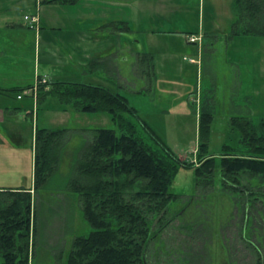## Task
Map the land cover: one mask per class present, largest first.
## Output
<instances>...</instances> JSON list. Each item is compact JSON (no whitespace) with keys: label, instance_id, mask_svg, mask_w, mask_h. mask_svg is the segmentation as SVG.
Wrapping results in <instances>:
<instances>
[{"label":"rangeland","instance_id":"rangeland-1","mask_svg":"<svg viewBox=\"0 0 264 264\" xmlns=\"http://www.w3.org/2000/svg\"><path fill=\"white\" fill-rule=\"evenodd\" d=\"M108 1L103 10L111 8L106 15L116 20L112 23L118 27L116 31L130 24L136 49L155 56L151 87L149 78L143 74L145 68L138 64L137 58L134 64L130 60L133 50L119 52V62H114L120 70L117 67L113 77L121 84L114 82L111 88L129 99L130 105L138 109L142 119L181 160L195 161L200 148L202 99L214 104L209 153H219L233 117H249L255 123L264 118V37H231L236 18L234 0ZM35 11L20 2L13 8L14 19L27 23L24 15ZM101 13L102 19L107 18ZM112 62L113 57L109 56L108 65ZM38 73L43 74L42 65ZM128 79L129 84L125 81ZM40 84L38 93L46 89L45 84ZM9 95L13 97V93ZM15 103H27L34 109L33 98L24 95ZM62 107L57 98L49 97L36 106L35 117L27 115L26 106L19 112L15 121L16 139H8L12 145L7 144L16 146L19 152L15 159L9 157L7 167L10 171L14 166L22 173L19 172L18 178L2 181L1 185L8 188L31 185L38 129H70L74 137L77 135L62 162L65 177L58 174L57 181H65L72 172L70 156L76 155L82 129L118 130L107 113H83L70 106ZM217 185L203 194L204 190L196 189L193 169L178 171L171 188L178 199L170 204L163 223L154 225L158 231L147 253L148 264H256L255 247L261 248L264 258V208L258 204L248 208L252 218L243 234L240 226L244 208L237 193ZM59 187L63 190L53 182L48 190L35 194L36 237L30 264H67L74 239L88 236L92 230L71 193L64 191L65 184Z\"/></svg>","mask_w":264,"mask_h":264},{"label":"trees","instance_id":"trees-1","mask_svg":"<svg viewBox=\"0 0 264 264\" xmlns=\"http://www.w3.org/2000/svg\"><path fill=\"white\" fill-rule=\"evenodd\" d=\"M233 13L232 38L264 37V0H234ZM137 59L152 86L154 54L139 53ZM107 64L102 60L98 65ZM47 97L78 112L107 113L118 128L82 129L65 181L55 177H65L62 162L77 135L70 129L36 131L35 193L48 190L53 182L58 188L65 184L64 191L71 193L92 229L88 236L74 239L67 264H148L147 253L158 231L154 225L163 223L170 204L178 199L171 188L181 168L195 171L196 189L203 194L220 184L237 193L243 206H264V118L255 123L249 117H233L221 151L212 154L208 146L214 115L208 105L200 115L202 142L196 159L187 161L166 146L120 92L103 85L57 82L39 93L40 102ZM34 204L30 191H0L2 264H30L36 237Z\"/></svg>","mask_w":264,"mask_h":264},{"label":"crops","instance_id":"crops-1","mask_svg":"<svg viewBox=\"0 0 264 264\" xmlns=\"http://www.w3.org/2000/svg\"><path fill=\"white\" fill-rule=\"evenodd\" d=\"M20 2L25 4L28 9L36 10L32 13L39 19L35 29L29 26L28 21H26L27 23L15 21L13 8ZM67 2V0H48L46 2L44 0H0V191L27 190L33 194V200L36 194L34 191L35 148L31 185L8 188L1 185V182L18 178L19 172L22 173L21 170H15L14 166L8 171L9 157L15 159L19 151L16 146L7 144H11L8 139H16L15 121L24 106L28 109L27 115L35 117L36 106L42 105L49 98L39 101L37 91L39 82L47 85L46 90H49L51 84L57 82L103 85L112 90L114 82H121L113 77L119 67L118 64L117 67L115 66L119 62V52L124 49L133 50L134 54L130 58L132 64L139 53H152L136 49V39L134 40V36L132 37L130 24L123 26L125 27L123 30L116 31L118 27L112 24L116 20L109 19V15H106L111 12L109 11L111 8L107 7V10H103L104 5L109 2L108 0H69L71 3ZM102 11L106 15L103 17L108 19H102ZM109 14L113 15V13ZM26 15H24V19ZM228 15L231 16L229 13ZM235 21L236 18H234ZM210 29L213 31V26ZM29 52L33 54V59ZM109 56L113 57L111 66L108 64L107 66L98 65L102 60L109 59ZM25 59H29L31 62L25 61ZM41 65L42 75L38 73L41 72ZM126 76L129 77V75ZM88 78H91L92 81H87ZM125 81L130 83L129 79ZM131 81L133 82V80ZM153 85L150 86L153 87ZM8 93H13V97L8 96ZM20 94L33 98V110L27 103L26 105L15 103L22 100L18 99ZM246 102H248V94ZM208 105L212 106L211 111L215 115L212 100L207 103L203 99L199 106L200 115ZM199 108L197 106V109Z\"/></svg>","mask_w":264,"mask_h":264},{"label":"flooded vegetation","instance_id":"flooded-vegetation-1","mask_svg":"<svg viewBox=\"0 0 264 264\" xmlns=\"http://www.w3.org/2000/svg\"><path fill=\"white\" fill-rule=\"evenodd\" d=\"M242 206H243V204H242ZM261 207L264 208L263 205H261ZM243 208H244V211H243V217H242V220H241V226H240V228H241V230H243L242 232L244 234L245 229L248 228L249 224L251 223L250 220H251L252 216H251V214H250L249 209L247 208V206L246 207L243 206ZM251 243L253 244V242H251ZM255 248H256V251H257V254H256V257H257L256 264H258L259 261L260 262L263 261V263H264V258L262 256V250H261V248L260 249H257V247H255Z\"/></svg>","mask_w":264,"mask_h":264},{"label":"built area","instance_id":"built-area-1","mask_svg":"<svg viewBox=\"0 0 264 264\" xmlns=\"http://www.w3.org/2000/svg\"><path fill=\"white\" fill-rule=\"evenodd\" d=\"M25 20L28 21L30 27L33 29H35L37 27V24L39 21L38 17L34 16V15H26ZM22 98H23V95L18 96V99H22Z\"/></svg>","mask_w":264,"mask_h":264}]
</instances>
